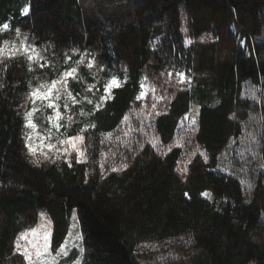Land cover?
<instances>
[{
    "label": "trees",
    "instance_id": "1",
    "mask_svg": "<svg viewBox=\"0 0 264 264\" xmlns=\"http://www.w3.org/2000/svg\"><path fill=\"white\" fill-rule=\"evenodd\" d=\"M25 4L30 11L21 15ZM5 22L11 31L0 40H16L19 27L56 70L72 65L74 57L64 63L72 49L86 50V60L95 56L96 66L85 63L82 79L70 81L74 94L83 96L86 84L103 91L113 74L121 81L126 74L127 81L94 115L76 118L70 135L96 127L83 133L88 159H72L69 167L65 158L52 163L26 146L28 81L52 79L53 69L33 64L30 73L24 57L0 63V264H27L14 242L41 210L51 222L53 248L75 214L83 264H141V243L181 237L191 244L182 264H264V168L249 193L237 176L214 170L230 141L244 133L249 113L264 116V103L242 95L246 82L264 86V0H0ZM98 67L103 70L93 77ZM176 72L190 83H179ZM142 80L155 92L137 100ZM93 107L83 104L85 112ZM192 110L195 126L175 144ZM125 115L132 129L144 126L124 137L127 144L115 139L129 127ZM109 132L110 139L103 135ZM205 191L226 201L217 208L202 197Z\"/></svg>",
    "mask_w": 264,
    "mask_h": 264
},
{
    "label": "snow or ice",
    "instance_id": "2",
    "mask_svg": "<svg viewBox=\"0 0 264 264\" xmlns=\"http://www.w3.org/2000/svg\"><path fill=\"white\" fill-rule=\"evenodd\" d=\"M30 11V6L25 4V6L21 9V15H27ZM11 31L10 22H5L0 24V34L4 32ZM15 37L16 40L3 39L0 40V63H3L5 59H16L18 57H24L28 62V70L30 73L35 71L33 67V62L39 65V68L44 69L46 67L52 68L55 76L52 79L41 78L39 76H33V80L37 81V83L33 84L32 80L28 81L29 91L27 93V100L31 102L32 107L30 110H26L24 112V120H25V128L31 129L33 132H36L38 125L34 122V118L36 114L39 112L41 114V118L43 117V109L37 108V102H41L43 108L51 109L52 114L47 115V121L50 124V127L46 130L45 135H40L39 132H36L41 144L39 145L40 156L44 160H50L52 163H55L56 160L61 158H65L69 167H71L72 159L74 158L77 163H81L88 159L87 146L85 145V136L83 133L87 131L89 128H95V123H90L81 128L77 134L68 135L67 129L71 128L74 123V116L71 114V106L83 105L85 102L90 105H94L91 112H85L84 108L80 107V116H91L94 115L96 111L100 110L107 99L111 98V90L114 88H119L123 83L127 81V75L125 74L124 80L121 81L116 75H111L110 79H108L104 85V95L99 96L96 101L89 99L87 93H91L95 88V84H88L84 92L83 96H80L79 93L74 94L70 87V81H79L82 77L79 75L81 65L86 63V66L89 70H91L94 66H96L95 56H92L91 59H87L86 57L90 54L85 50L84 53H80L79 49H72L73 55H79V59L75 61L74 65H69L67 67H63L62 70H56L55 65L50 60H46L44 55L42 54V50L37 48L35 44L28 43V36L25 33L21 32L19 27L15 28ZM22 37V38H21ZM17 41L19 43L17 44ZM243 43V41H241ZM72 60V56L65 54V64H68V61ZM43 61V62H41ZM103 70L102 68L97 69L96 73H92V76L98 74L99 71ZM168 76H172V72L168 73ZM176 76L178 78L179 83H184L188 81L190 83V77H187L183 72H176ZM4 84L0 83V88H3ZM141 91L138 93L136 99L140 100L144 98L147 94V90L151 89L155 92L154 84H146L145 80L140 82ZM249 94L253 99L264 101V97L257 96L255 91L250 89ZM79 97V99H78ZM61 99L64 100L63 109L64 112L61 111V104L58 103ZM154 99H163V97H155ZM153 109H155L156 104L153 103ZM64 113H69L65 116ZM251 115V114H250ZM62 119H66L67 124L62 125L60 121ZM261 121L264 122V116H262ZM122 123L129 125L126 131L122 132V136H116V141L120 143L127 144V141L124 137H128L132 134L133 131H143V124L139 129H132L130 127L129 116L125 115L122 120ZM196 119L195 117H191V124L195 125ZM264 126V124H262ZM64 127L65 133L64 138H61L60 129ZM53 130H55V142L53 141ZM105 135L107 138H111L113 133L109 132ZM249 141H259L257 137L254 135H250L248 138ZM32 136L31 134H26V146L28 147L29 152L32 155H36L37 148L33 147L31 142ZM47 143H44V142ZM103 143V140L101 141ZM235 143V141H233ZM244 143V140L241 141ZM158 144H153V147H158ZM46 149V150H45ZM171 151V148H169ZM246 151H251V149H246ZM73 153H75V157H73ZM102 156L107 154L101 153ZM115 155V153H113ZM201 155L207 156L206 153H201ZM241 157H243L244 153H240ZM257 155V153L253 152V156ZM53 156L55 158H53ZM264 160V157H261ZM35 163H40V158H37ZM190 162V161H189ZM101 169L104 168V164L101 163ZM123 168H127L128 165L125 163L122 165ZM261 168H264V163H261ZM113 171H119L120 168H113ZM182 172H187V165L181 169ZM227 171V169H225ZM241 183H246L251 188V183L242 180ZM188 193H185L187 196ZM201 195L211 199V193L205 191L201 193ZM50 223V222H49ZM83 237L81 234L77 233L75 237L72 236V233L69 232V235L59 244L58 247L53 248L52 245V231L50 227L38 225L35 228H28L24 231L20 232L15 240V251L20 252L27 262V264H63L64 258H68L70 256V252L72 248H78L79 255L72 261V264H83V255L85 249L81 247L77 241L82 240ZM183 240V237H181ZM72 241L71 248L69 247V242ZM190 240V237H189ZM22 241L24 243H22ZM187 243V241H186Z\"/></svg>",
    "mask_w": 264,
    "mask_h": 264
},
{
    "label": "rangeland",
    "instance_id": "3",
    "mask_svg": "<svg viewBox=\"0 0 264 264\" xmlns=\"http://www.w3.org/2000/svg\"><path fill=\"white\" fill-rule=\"evenodd\" d=\"M18 43L19 41H17V44ZM42 54L47 60V56H46L47 52L42 51ZM70 54H72V57H74V61L72 62V65H74L75 61L79 59V55H73L72 50L70 51ZM33 64L39 67V65L36 64L35 62H33ZM87 85L88 84H86L85 87ZM250 89L254 90L257 96L264 97V86H256V85H252L246 82L244 83L243 89H242L243 97L252 99L258 103H264V101L262 100L253 99L252 96L249 94ZM91 93L95 97L97 96V99H98L99 96L104 95V90L99 91L97 89H93ZM58 103L61 104V111L64 112V109H63L64 100L61 99L60 101H58ZM36 106L37 108L43 109V117L41 118V114L38 112L34 118V122L37 123L38 125L36 132H39L40 135H45L46 130L50 127V124L47 121V115L52 114V110L43 108V105L39 101L37 102ZM81 106L83 107V105L71 106V114H73L74 116V122L76 121V118H79V112H80ZM31 107H32V104L30 101H28L25 105L24 112L26 110H30ZM64 114L66 116L69 113H64ZM193 116L196 119L195 110H192L190 113H188L182 118L180 122V126H179L180 131L178 134V140L175 144H178V145L183 144L184 139H185L184 138L185 134L188 133L189 130L190 131L193 130L195 126L191 124V117ZM261 117H262V114L260 112L249 113L247 118L243 121V127H245L244 133L239 138L230 141L225 152L220 156V163L214 168L216 173L221 174V175L222 174L235 175L238 177L240 182L244 180V181L251 183V185L253 186L254 181L256 179V174L259 172V170L263 169L260 167V165L261 163H264L261 159V157H263L262 153L264 151V126H262V121L260 119ZM60 123L62 125H66L67 121L66 119H62ZM70 131H71V128H68L67 129L68 135H70L69 134ZM36 132H33L31 129H28V128L25 129V134H31L32 136L31 142L33 144V147L37 148L36 155L38 157H41L40 150H39V145L41 144V141L39 140ZM64 133H65V128L62 127L60 129L61 138H64V135H63ZM250 135L256 136L259 143H257V141H254V140L249 141L248 138L250 137ZM53 137L54 138L52 142H55V130H53ZM242 140H244V143H241ZM233 141H235V143H233ZM44 143H47V142L45 141ZM249 148L251 149V151H246V149H249ZM241 152L244 153L243 157H241L240 155ZM253 152L257 153V155L253 156ZM73 157H75V153H73ZM73 160L75 159L73 158ZM185 164H186L185 159L180 161L181 168H183ZM225 169H227V171H225ZM241 184L244 190L246 191V193H249L252 186L249 189L246 183H241ZM202 197L209 200L210 202H214L217 208H220L221 204L226 201L225 199L215 200L213 195H211V199L203 195ZM49 222L50 220L41 210L37 223L31 228H35L38 225H42V226L50 227L51 229V222L50 223ZM69 232L72 233L73 237H75L77 233L81 234L79 230V226H78V221L74 213L69 218V225H68V230H67V234L65 238L69 235ZM22 243L24 242L22 241ZM77 243L81 247H83L82 240L77 241ZM71 245H72V241L70 240L69 242L70 248H71ZM189 252H191L190 242L185 238H183V240L181 238H176V239H171V240H167L164 242L141 243L136 250V255L141 264H182ZM77 255H79L78 248H72L70 252V256H74V259H75ZM72 261L68 262L67 264H72Z\"/></svg>",
    "mask_w": 264,
    "mask_h": 264
}]
</instances>
